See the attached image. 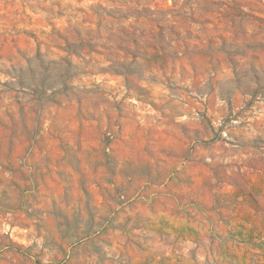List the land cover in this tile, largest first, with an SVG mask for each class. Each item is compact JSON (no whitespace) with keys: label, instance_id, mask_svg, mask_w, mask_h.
I'll return each instance as SVG.
<instances>
[{"label":"rangeland","instance_id":"1","mask_svg":"<svg viewBox=\"0 0 264 264\" xmlns=\"http://www.w3.org/2000/svg\"><path fill=\"white\" fill-rule=\"evenodd\" d=\"M0 264H264V0H0Z\"/></svg>","mask_w":264,"mask_h":264}]
</instances>
